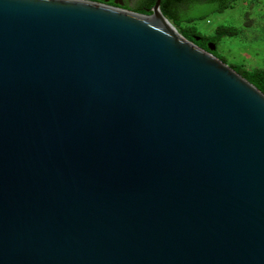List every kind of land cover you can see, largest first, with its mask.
<instances>
[{
    "label": "water",
    "instance_id": "water-1",
    "mask_svg": "<svg viewBox=\"0 0 264 264\" xmlns=\"http://www.w3.org/2000/svg\"><path fill=\"white\" fill-rule=\"evenodd\" d=\"M160 3L0 0V264H264V95Z\"/></svg>",
    "mask_w": 264,
    "mask_h": 264
},
{
    "label": "rangeland",
    "instance_id": "rangeland-1",
    "mask_svg": "<svg viewBox=\"0 0 264 264\" xmlns=\"http://www.w3.org/2000/svg\"><path fill=\"white\" fill-rule=\"evenodd\" d=\"M137 0L129 2L134 8ZM203 36H212L220 26L238 30L236 37H225L217 45V55L228 66L264 69V0H238L233 9L212 15L195 24Z\"/></svg>",
    "mask_w": 264,
    "mask_h": 264
},
{
    "label": "trees",
    "instance_id": "trees-1",
    "mask_svg": "<svg viewBox=\"0 0 264 264\" xmlns=\"http://www.w3.org/2000/svg\"><path fill=\"white\" fill-rule=\"evenodd\" d=\"M92 2H102L103 0H87ZM238 0H161L160 11L188 41L199 48L207 50V44L216 45L212 53L216 58L225 63V60L218 57L217 45L225 37H236L239 32L236 29L220 26L212 36H203L196 28L195 24L208 21L214 14H222L229 9H233ZM155 0H137L134 11L141 14H149ZM199 39V40H197ZM226 64V63H225ZM241 77L247 80L264 95V69H248L244 66H229Z\"/></svg>",
    "mask_w": 264,
    "mask_h": 264
},
{
    "label": "flooded vegetation",
    "instance_id": "flooded-vegetation-1",
    "mask_svg": "<svg viewBox=\"0 0 264 264\" xmlns=\"http://www.w3.org/2000/svg\"><path fill=\"white\" fill-rule=\"evenodd\" d=\"M130 1H132V0H103L102 2H99V3L105 4L108 6H112V7L120 8L118 5L115 4V2H120V3H122V6H121L122 9L138 13V12L134 11V8L129 7ZM139 14H141V13H139Z\"/></svg>",
    "mask_w": 264,
    "mask_h": 264
}]
</instances>
